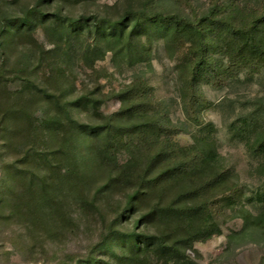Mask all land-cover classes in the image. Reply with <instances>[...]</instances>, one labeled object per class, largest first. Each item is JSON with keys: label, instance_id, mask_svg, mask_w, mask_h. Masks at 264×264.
I'll list each match as a JSON object with an SVG mask.
<instances>
[{"label": "trees", "instance_id": "obj_1", "mask_svg": "<svg viewBox=\"0 0 264 264\" xmlns=\"http://www.w3.org/2000/svg\"><path fill=\"white\" fill-rule=\"evenodd\" d=\"M65 1L75 4L79 0ZM178 2L194 9L193 0ZM8 6V0H0V62L7 31L25 36L33 54L55 57L63 40L69 46L75 30L87 28L92 41L84 42L79 50L89 67L108 51L132 60L141 44L137 37H161L182 74L185 114L197 124L205 123L202 111L210 104L201 91L203 85L222 87L242 73L254 75L264 69V0L256 6L242 0H210L207 12L193 19L135 10L117 20L74 17L38 6L11 14ZM125 19L130 22L124 23ZM36 21L52 48L47 49L36 38ZM3 67L0 80L5 76ZM140 83L137 80L122 90L125 99L131 98L116 114L105 118L96 114L103 120L96 124L80 123L71 115L68 101L31 79L23 84L26 91L21 93V102L13 103L10 95L0 93V126L10 135L8 147L23 146L15 160L1 167L3 180L12 173L8 204L14 212L25 211L27 221L47 235L74 224L70 207L99 210V195L105 199L117 195L123 207L118 215L136 214L135 229L119 230L114 221L96 246L106 250L111 242L119 245L122 251L114 254L115 263L105 259L95 263L96 258L89 256L77 264H154L153 259L163 264H201L188 250L196 240L220 232L215 223L208 231L212 211L211 199L206 196L215 185L229 181L220 155L207 138L191 145L177 142L179 126L166 116L152 88ZM43 101L52 105L51 110L35 119L32 107ZM75 103L96 107V99L88 96ZM118 114L130 117L128 123H118ZM36 138L42 144L28 146ZM18 139L21 142L17 143ZM124 147L131 148V153L120 162L117 154ZM263 147L259 144L256 151L261 153ZM262 192L264 198V189ZM250 218L253 225L260 226L264 211L257 216L249 214Z\"/></svg>", "mask_w": 264, "mask_h": 264}, {"label": "rangeland", "instance_id": "obj_2", "mask_svg": "<svg viewBox=\"0 0 264 264\" xmlns=\"http://www.w3.org/2000/svg\"><path fill=\"white\" fill-rule=\"evenodd\" d=\"M8 1L11 14H22L27 8L38 6L43 11H60L74 17L94 15L112 20L123 17L130 10L158 11L193 19L202 16L210 7V0H193V10L180 5L178 0H79L75 4L65 0ZM242 1L256 6L261 0ZM124 21L130 22L128 19ZM36 22V38L47 49L52 48L41 23ZM82 28L75 30L69 46L66 39L62 41L63 46L55 57L33 54L25 36L11 35L7 31L3 37L4 57L0 62L5 72L0 80V93L10 95L13 103L21 102V93L26 91L23 84L31 79L39 87L68 101L71 115L80 123L96 124L103 121L96 114L105 118L116 114L125 102L129 103L130 95L125 99L122 90L135 81L152 88L166 116L179 126L176 141L191 145L198 139L207 138L220 155V164L229 176L228 182L215 185L206 194L211 199L212 211V218L208 221L211 227L207 229L210 231L215 223L220 232L196 240L188 254L201 264H264V222L257 226L252 224L251 218L247 219L249 214L257 216L264 211V147L261 153L256 151L259 144L264 146V69L254 75L242 73L222 87L203 85L201 91L210 104L202 111L205 123L197 124L185 114L181 97L182 74L166 52L161 37L147 38L145 34L137 37L141 44L132 60L123 53L115 56L108 51L94 67H89L79 48L92 38L87 28ZM84 96L96 99V112L89 107L91 105L75 103L77 98ZM51 106L44 101L34 105L33 117L42 118ZM129 118L118 114L116 121L128 123ZM208 124L212 128H206ZM7 131L0 126V264H77L79 259L89 256L96 258L95 263L100 259L115 263L114 254L122 251L119 245L111 242L112 246L106 250L96 246L105 238L114 221V227L119 230L135 229L136 214L129 211L118 215L123 207L117 195L109 199L99 195V210H83L76 205L70 207L74 224L47 235L27 221L25 211L14 212L8 204L10 186L14 181L12 173L6 176V180L2 179L1 167L15 160L23 146L10 149ZM134 138L132 136L131 140ZM31 143L42 144L37 138L28 146ZM130 150L126 147L120 149L117 154L120 162L128 159ZM153 260L154 264H163Z\"/></svg>", "mask_w": 264, "mask_h": 264}]
</instances>
